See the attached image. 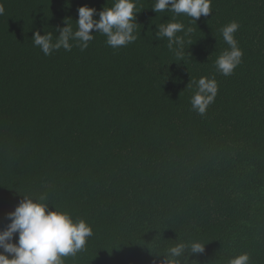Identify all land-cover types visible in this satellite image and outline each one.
<instances>
[{"label": "trees", "instance_id": "trees-1", "mask_svg": "<svg viewBox=\"0 0 264 264\" xmlns=\"http://www.w3.org/2000/svg\"><path fill=\"white\" fill-rule=\"evenodd\" d=\"M114 2L0 0V230L25 195H43L93 230L64 264H159L179 241L205 244L198 264L245 252L264 264V0H212L196 23L137 0L134 43L114 49L93 30L83 51L34 46L66 20L75 31L79 7ZM173 21L193 29L182 58L156 38ZM232 21L243 56L224 76ZM201 77L218 83L204 115L187 87Z\"/></svg>", "mask_w": 264, "mask_h": 264}, {"label": "clouds", "instance_id": "clouds-1", "mask_svg": "<svg viewBox=\"0 0 264 264\" xmlns=\"http://www.w3.org/2000/svg\"><path fill=\"white\" fill-rule=\"evenodd\" d=\"M211 5L212 0H155L151 8L156 13L170 11L176 16L185 14L196 23L201 16L207 17L213 12ZM4 11L0 4V15ZM77 11L79 18L76 20L75 31L66 20V26L56 29L60 33L58 37L51 31L44 35L36 31L32 37L34 46L39 47L47 56L60 48L71 51L73 45L70 41H75L83 51L95 38L93 30L105 35L107 45L114 49L125 47L138 39L136 14L140 10L137 8V0H115L111 7H104L99 12L87 5L79 7ZM96 16L99 19L94 18ZM239 27L238 22L232 21L220 30L229 49L216 59L215 66L224 76H230L242 62L243 51L234 37ZM157 28L156 38H167L168 49L175 52L177 58H182L185 37L193 29H185V25L179 21L161 23ZM181 32L184 36L177 35ZM187 43L192 44L190 40ZM191 84L196 85L190 101L192 110L204 115L215 101L218 83L214 77H201L198 81L191 80L187 87ZM46 200L47 197L43 195L39 198L25 195L15 210L7 213L10 223L0 230V264H64L65 257H74L85 249L88 239L93 235L92 227L83 219L74 220L68 212L57 208L50 210ZM17 233L18 241L14 243L13 237ZM204 251L205 244L201 242L179 241L163 254L156 255L163 256L159 264H198L190 260V257ZM250 260V254L245 252L229 259L228 264H250Z\"/></svg>", "mask_w": 264, "mask_h": 264}]
</instances>
